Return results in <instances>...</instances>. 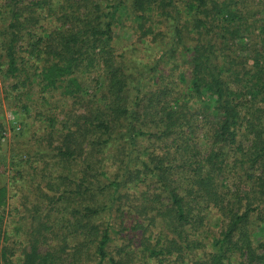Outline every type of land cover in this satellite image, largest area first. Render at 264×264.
Wrapping results in <instances>:
<instances>
[{
	"label": "trees",
	"instance_id": "obj_1",
	"mask_svg": "<svg viewBox=\"0 0 264 264\" xmlns=\"http://www.w3.org/2000/svg\"><path fill=\"white\" fill-rule=\"evenodd\" d=\"M2 87L0 264H264V0H0Z\"/></svg>",
	"mask_w": 264,
	"mask_h": 264
},
{
	"label": "rangeland",
	"instance_id": "obj_2",
	"mask_svg": "<svg viewBox=\"0 0 264 264\" xmlns=\"http://www.w3.org/2000/svg\"><path fill=\"white\" fill-rule=\"evenodd\" d=\"M0 90L3 91V87L0 88ZM3 95L4 93L1 92L0 93V103L3 109L4 119L6 121V140L9 141L14 133V129L19 126V123H18L19 116L15 112L13 107H9L7 105L6 100H4L3 98L4 97ZM29 119H32V118H29ZM8 194L11 195V190L9 191ZM15 205L17 204L13 203L7 207V211L3 219L2 228L8 231V233H10V238L7 241L8 242L7 245L11 247L13 253L19 255L22 251V246H23V244H21L20 241L24 239V235H26L25 231L27 230V226L23 225V223L26 224V222L29 221L32 210H29V208L28 209L26 208L28 210L26 211L24 207L22 206L16 207ZM27 206L30 207V204H27ZM19 215H25L26 217H23L19 220L20 218ZM263 233H264L263 229L260 228L258 230V233H256V236L262 235ZM113 237H114V240L110 242L108 245V251L111 253V255L116 256L117 255L116 252L118 251L119 248L123 247L125 242H123L120 235L114 234ZM0 242L2 245L5 243L2 240H0ZM58 245H59V242H56V246ZM15 254H13L11 258L14 261L17 260V256H18V255L15 256ZM0 262H1V259H0ZM95 262H96V259L95 261H92L88 264H93ZM134 264H158V263L153 259H149V262H146V257H143L141 259L137 258ZM163 264H176V263L173 259H169V260H165Z\"/></svg>",
	"mask_w": 264,
	"mask_h": 264
}]
</instances>
